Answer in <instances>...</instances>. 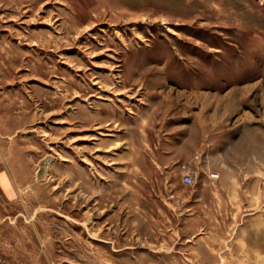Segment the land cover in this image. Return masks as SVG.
Listing matches in <instances>:
<instances>
[{
  "label": "rangeland",
  "instance_id": "374dc122",
  "mask_svg": "<svg viewBox=\"0 0 264 264\" xmlns=\"http://www.w3.org/2000/svg\"><path fill=\"white\" fill-rule=\"evenodd\" d=\"M0 264H264V0H0Z\"/></svg>",
  "mask_w": 264,
  "mask_h": 264
},
{
  "label": "built area",
  "instance_id": "2783aa9c",
  "mask_svg": "<svg viewBox=\"0 0 264 264\" xmlns=\"http://www.w3.org/2000/svg\"><path fill=\"white\" fill-rule=\"evenodd\" d=\"M210 176H211L212 179H215L217 177L216 173H214V172H212ZM192 180H193V178H192V174L191 173H185L183 175V182L185 184H191Z\"/></svg>",
  "mask_w": 264,
  "mask_h": 264
},
{
  "label": "bare ground",
  "instance_id": "6f19581e",
  "mask_svg": "<svg viewBox=\"0 0 264 264\" xmlns=\"http://www.w3.org/2000/svg\"><path fill=\"white\" fill-rule=\"evenodd\" d=\"M95 83H98V80H94ZM104 134V133H103Z\"/></svg>",
  "mask_w": 264,
  "mask_h": 264
}]
</instances>
